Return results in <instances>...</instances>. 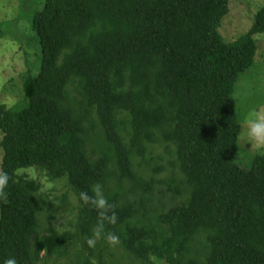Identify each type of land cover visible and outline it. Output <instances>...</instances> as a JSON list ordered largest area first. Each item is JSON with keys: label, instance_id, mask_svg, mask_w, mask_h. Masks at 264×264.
Wrapping results in <instances>:
<instances>
[{"label": "trees", "instance_id": "obj_1", "mask_svg": "<svg viewBox=\"0 0 264 264\" xmlns=\"http://www.w3.org/2000/svg\"><path fill=\"white\" fill-rule=\"evenodd\" d=\"M230 0H44L31 19L40 68L23 81L24 105H0V259L18 264L106 263L109 245L86 239L97 213L79 200L96 183L114 206L116 246L132 264H264V156L235 162L234 86L254 62L264 7L232 43L218 33ZM160 145L174 158L184 196L148 220L153 179L134 160ZM93 146L89 153L87 148ZM97 152V154H95ZM34 167L65 179L79 202L76 232L39 234V186L17 172ZM139 202L122 203V185ZM102 247L99 249V247Z\"/></svg>", "mask_w": 264, "mask_h": 264}, {"label": "rangeland", "instance_id": "obj_2", "mask_svg": "<svg viewBox=\"0 0 264 264\" xmlns=\"http://www.w3.org/2000/svg\"><path fill=\"white\" fill-rule=\"evenodd\" d=\"M44 0H0V105L8 109L19 110L24 105L23 81L29 73L36 76L40 68V48L36 35L31 29V19L36 11L42 9ZM42 5V6H41ZM230 11L222 19L218 33L225 42L232 43L246 34L254 22V16L264 7V0H230ZM256 53L252 67L241 74L234 86L233 99L238 114V151L235 162L239 167L249 170L256 155L264 156V151L247 144L241 138L244 121L251 115L264 116V32L254 35ZM2 133L0 131V142ZM93 146L87 151L91 153ZM97 154V152H95ZM3 151L0 147V163ZM174 158L162 146L157 145L143 158L136 157L134 170L144 180L153 179V191L148 205L150 222H154L156 210H168L181 203L184 196L173 194L175 188H183L182 177L173 166ZM34 180L39 186V197L43 201V210L38 217L39 234L47 235L52 226L60 233L76 232L79 202L65 179L52 180L43 171L23 168L17 172ZM131 184L122 185L125 196L122 203L139 202L141 192L130 194ZM82 244H74L73 264L81 262L85 256L81 252ZM102 247L100 246L99 249ZM107 264H132V259L123 250L109 246L106 253ZM153 264H164L151 259ZM51 264V263H50ZM91 264H99L92 260ZM137 264V263H136ZM139 264V263H138Z\"/></svg>", "mask_w": 264, "mask_h": 264}, {"label": "clouds", "instance_id": "obj_3", "mask_svg": "<svg viewBox=\"0 0 264 264\" xmlns=\"http://www.w3.org/2000/svg\"><path fill=\"white\" fill-rule=\"evenodd\" d=\"M241 138L247 144L255 147L258 150L264 151V116L259 114L249 116L243 124ZM9 175L7 172H0V200L7 199V187L9 183ZM79 200L84 206L90 207L97 213V224L92 230V235L86 239V244L89 248H94L97 241L103 239L109 246L115 247L120 243V237L110 231H106L105 225H115L117 215L114 211V206L105 196L103 186L96 183L89 191H81ZM0 264H18L14 256L0 259Z\"/></svg>", "mask_w": 264, "mask_h": 264}]
</instances>
